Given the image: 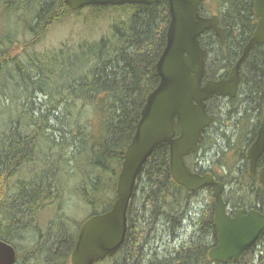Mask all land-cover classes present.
Here are the masks:
<instances>
[{
  "label": "trees",
  "instance_id": "1",
  "mask_svg": "<svg viewBox=\"0 0 264 264\" xmlns=\"http://www.w3.org/2000/svg\"><path fill=\"white\" fill-rule=\"evenodd\" d=\"M88 7L84 23L108 15L105 31L38 50L54 23L82 9L65 0H0V239L15 247V264H71L83 220L70 205L80 203L86 218L112 207L125 151L160 81L152 67L167 43L168 0ZM211 8L225 44L213 30L200 36L205 81L229 75L257 26L253 0H206L201 15ZM240 72L234 97L207 100L212 122L185 160L223 184L233 213H264V187L247 157L264 115V44ZM204 192L205 207L197 199ZM214 214L213 188L178 184L162 143L138 175L124 243L98 264H264V230L239 259L212 261Z\"/></svg>",
  "mask_w": 264,
  "mask_h": 264
},
{
  "label": "water",
  "instance_id": "2",
  "mask_svg": "<svg viewBox=\"0 0 264 264\" xmlns=\"http://www.w3.org/2000/svg\"><path fill=\"white\" fill-rule=\"evenodd\" d=\"M71 10L86 6L124 4H153L160 0H65ZM257 26L244 46L242 54L227 77L204 80L206 51L200 36L213 30L225 44V31L219 16H203L201 4L205 0H168L170 23L167 43L152 74L159 77L141 112L135 134L128 145L117 181V198L103 213L91 215L79 229L71 264H98L120 249L128 230L127 211L134 194L138 175L146 160L162 143L170 147V169L174 180L189 191L205 186L213 188L215 199L214 223L218 230V244L209 250L212 261L226 263L237 260L260 237L264 230V213L239 209L234 216L227 211L224 186L211 173L194 172L185 158L198 149L212 117L207 111L211 96L234 97L241 82V66L251 50L264 44V0H253ZM264 155V117L258 135L247 150L249 171L258 174L264 186V165L258 161ZM16 249L0 239V264H15Z\"/></svg>",
  "mask_w": 264,
  "mask_h": 264
},
{
  "label": "rangeland",
  "instance_id": "3",
  "mask_svg": "<svg viewBox=\"0 0 264 264\" xmlns=\"http://www.w3.org/2000/svg\"><path fill=\"white\" fill-rule=\"evenodd\" d=\"M90 9L91 7L83 8L79 15L77 13H71L64 19L54 23L47 34V38L38 45L37 49L42 50L44 48L58 46L63 40L66 39L78 40L82 37H85V35L97 36L100 32L105 31L106 24L109 21V18L107 17L108 15H104L101 17V19H98V22H94L97 24H94L91 21H88L87 24L84 23L85 17L89 13L91 14ZM209 13L214 14V10L211 8V12ZM197 199L200 205L205 207L209 201L208 192L202 193ZM76 202V200L72 201V204L70 205L71 210L75 216L84 221L89 215V211L82 209L80 203Z\"/></svg>",
  "mask_w": 264,
  "mask_h": 264
},
{
  "label": "flooded vegetation",
  "instance_id": "4",
  "mask_svg": "<svg viewBox=\"0 0 264 264\" xmlns=\"http://www.w3.org/2000/svg\"><path fill=\"white\" fill-rule=\"evenodd\" d=\"M264 165V164H263ZM260 169V168H259ZM247 212V211H246ZM245 211H244V213H246ZM228 213L231 215V216H234L235 215V213H233L230 209H228ZM227 263V262H226Z\"/></svg>",
  "mask_w": 264,
  "mask_h": 264
},
{
  "label": "bare ground",
  "instance_id": "5",
  "mask_svg": "<svg viewBox=\"0 0 264 264\" xmlns=\"http://www.w3.org/2000/svg\"><path fill=\"white\" fill-rule=\"evenodd\" d=\"M263 117H264V115H263ZM262 120H263V119H262ZM261 122H262V121H261ZM260 126H261V124H260ZM259 129H260V128H259ZM263 187H264V186H263ZM86 219H87V218H85V220H86ZM85 220H84V221H85ZM84 221H83V222H84Z\"/></svg>",
  "mask_w": 264,
  "mask_h": 264
}]
</instances>
